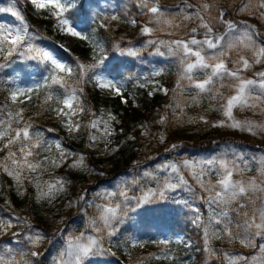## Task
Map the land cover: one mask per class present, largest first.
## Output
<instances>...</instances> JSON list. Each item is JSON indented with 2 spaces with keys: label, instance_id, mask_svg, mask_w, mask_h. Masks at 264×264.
Returning a JSON list of instances; mask_svg holds the SVG:
<instances>
[{
  "label": "snow or ice",
  "instance_id": "snow-or-ice-1",
  "mask_svg": "<svg viewBox=\"0 0 264 264\" xmlns=\"http://www.w3.org/2000/svg\"><path fill=\"white\" fill-rule=\"evenodd\" d=\"M37 11L47 10L57 21V27L61 32L77 37L81 40L91 39L78 30L71 22L67 13L75 6L76 0H29ZM137 7L145 15L149 16V21L141 28L144 35L152 36L159 30V26L164 25L169 28H179L185 22H195L196 27L190 29V34L186 39L173 41L149 40V44L164 45L168 48L172 56L179 57L181 71L176 89L179 95H183L186 88L194 90L191 95V102H198V97L209 96L219 104V111L224 117L223 120L213 127H228L240 131H246L252 135L264 133V122L252 120H238L235 112L240 110L260 109L264 112V71L254 74L253 78H248L244 74L256 65H264V43L260 42L259 33L254 26L247 21H233L226 18L224 11H218L214 18L216 25L223 28L218 32L217 27L205 18L203 13L210 16L213 3L205 0L195 14L185 13L180 23L175 19L165 15L159 0H138ZM186 8H193V5L186 4ZM0 13L10 14L18 21L16 25L0 23V59L11 61L14 56H19L26 60H34L45 65L48 76L44 83L33 87H14L9 92V100L13 105L23 104L31 100L34 93H39L41 88H51L53 85L64 89L61 96H54L49 92L44 98V105L49 106L56 117L69 134L77 133L81 130V124L75 119L82 114L84 102L77 89L69 84V78L77 75V83L88 79L94 82L95 86L101 90L115 93L120 96L124 103V86L121 82L114 81L98 73L96 70L104 64L103 58L94 64H79L76 68L62 62L52 51L38 47L34 41L39 37L30 32L25 16L13 6L0 8ZM237 14H247L258 16L264 20V0H242ZM112 20H118L116 15L111 16ZM135 24L133 19L130 21ZM155 24L157 27L150 25ZM203 29V34H200ZM171 34V33H169ZM200 36V38H197ZM94 47H99L94 44ZM159 55L160 53L157 49ZM135 50H129L128 55L135 56ZM250 54V55H249ZM233 64L229 68V63ZM8 65L0 63V70ZM92 73L91 76L88 74ZM158 70L153 73L159 76ZM227 81V83H225ZM186 82V83H185ZM153 95L156 91H162L168 95L169 90L162 86H157V81H152ZM140 87H146L141 84ZM227 87L228 95L220 89ZM82 93L83 89H79ZM187 102L181 103L174 100L170 108H174L182 115ZM25 109L17 107L7 113L8 119L0 121V153L4 156L0 158V172L11 177L17 185L18 190L24 187L25 181L34 184L37 190V199L51 201L64 190L67 181L62 178L43 181L41 177L48 167H59L57 159H50L45 156L40 159L41 152L51 151L53 144L43 140L42 133L33 132L31 120L24 116ZM95 117V113H93ZM166 117H162L160 123H164ZM200 119L207 123L204 117ZM113 121L116 117L111 113L107 116L94 118L87 127L89 128V147L94 148L98 142L109 144L110 137L115 134ZM119 123V121H116ZM163 142L164 137H160ZM173 148L176 146L173 145ZM58 159L62 162L66 153L60 143H55ZM107 150V148H106ZM231 152L233 159L228 158ZM84 156L81 155L72 164V167L84 166ZM244 161V155L235 149L229 148L221 156L209 158L199 162L185 160L182 165L176 163H165L155 172L145 171L143 178L156 183V187H146L139 189V195H129L132 186L138 185L139 180L121 181L117 185L118 191L106 194V202L96 205L97 215L89 221V227L96 233L95 236L80 233L72 235L61 233L63 244L57 254L53 257V264H86L87 258L103 251V235L111 237L115 234L113 222L119 220L127 214V210L133 207H140L144 204L154 203L159 200H167L171 197L173 203L188 205V200L177 199L181 192H192V185L186 178L184 171L187 170L191 180L204 193L199 198L206 200L209 208L207 221L202 219L199 208H192L197 213L192 223L195 227L201 228L204 242V252L208 257L223 256L224 264H264V154L259 157L252 156L250 161L257 165V175L245 178L243 168L237 161ZM183 169V170H182ZM160 172L165 173L163 177ZM102 174V173H101ZM215 175V183L211 177ZM21 194H23L21 192ZM177 194V195H173ZM120 197L119 202H114L108 197ZM81 196V200H83ZM135 201L133 206L130 202ZM19 219V218H18ZM27 223V221H25ZM11 224L0 223V232L6 231ZM31 229V225H28ZM48 239L41 233L28 235L27 240L33 247H38L42 241ZM227 239L229 241L239 240L244 248H252L258 254L251 259L247 255L219 253L212 247L213 240ZM161 244L167 241H160ZM189 246L190 245H186ZM38 251H32L31 257H39ZM160 257H157L159 259ZM165 259H173L165 256ZM0 264H32L31 261L17 259V255L11 248L0 249Z\"/></svg>",
  "mask_w": 264,
  "mask_h": 264
},
{
  "label": "trees",
  "instance_id": "trees-1",
  "mask_svg": "<svg viewBox=\"0 0 264 264\" xmlns=\"http://www.w3.org/2000/svg\"><path fill=\"white\" fill-rule=\"evenodd\" d=\"M100 1L108 9L113 10L112 15L118 16L119 19L112 20V15H103L95 17L93 21L89 22L88 17L91 8L99 4ZM187 1L190 3V0ZM210 1L217 9L228 13L232 10L229 0ZM137 4L138 0H76L75 6L67 13L68 17L80 23L82 33L89 36L93 44H98L102 51L100 55L94 56L89 52L91 47H85V45L68 52L59 50L66 64L76 68L79 64L90 65L103 58L104 64L96 70L98 73L110 74L116 80L123 82L126 87L134 85L139 88L144 81L137 71L154 65V61L155 63L158 62L160 57L154 50L156 47L146 41L149 37L157 36H145L140 33L141 28L148 23L149 16L143 14ZM161 6L165 7L166 5L162 3ZM26 16L29 28L34 34H41L43 28H46L45 26L49 27L47 20L35 13L27 12ZM133 19L136 21L135 24L130 22ZM152 27L155 28V26ZM129 50H135L138 54L135 56L128 55ZM0 63L8 65L0 70V121L8 119L7 113L17 107L25 109L24 116L26 119L30 118L33 125L32 131L42 133L43 140L53 144L51 151L41 152L39 158L43 159L47 156L50 159L56 158L57 162H60L59 167L49 166L45 174L52 173V176H58L67 181L65 184L67 193L65 190L64 196L66 198H69L70 195L75 197V200L71 197L70 201L74 200V203L78 204L79 215H82V205L79 197H77L81 190L78 184L86 182L85 172H78L77 169H72L67 164L72 159V154L65 155L62 162L58 159L52 137H58L60 140V136L63 135L64 138L61 142L66 153L67 150L70 151L69 153L82 150L89 136L90 130L87 125L91 122L96 106L108 107L113 113L119 115V123L114 124L115 152L111 156L106 155V157L96 159L93 162V159L87 162L94 168H98L103 162H106L111 168L108 171L110 175L128 173L146 166L142 163L146 159L143 151L149 152L146 162L147 165H150L158 162L164 156V158H172L174 153L172 150L177 149L197 150L202 153H211L218 147L228 145L252 149L247 141V136L236 131L209 129V131H204L193 139L192 136H188L185 130L156 127L154 120L157 119L158 109L165 106L167 96L164 97L160 93L154 94L148 100V106L145 110L139 111L135 107L121 105L117 99L110 101L109 97L98 90L95 83L88 79L77 83V75L69 78V84L77 89V95L84 102L85 111L75 118L80 121L81 130L73 134L64 133L65 127L61 120L56 117L49 106L44 105V98L49 92L59 97L64 93V89L55 85L51 88H41L39 93H34L32 99L23 104L13 105L9 100L10 90L19 82L23 83L20 87H33L44 83L48 76L46 66L19 56L12 57L11 61L0 59ZM171 73V69H167L161 77L163 84L169 91L173 84ZM88 75L91 76L92 73ZM81 88L83 89L82 93L79 91ZM157 131L165 137V144L162 146H159L155 140ZM67 141L70 143L67 144ZM173 145L176 147L165 150ZM3 156L4 153H0V158ZM169 201L159 200L144 204L134 210L128 209L127 214L117 220V224L113 225L115 234L103 242V248L106 245H112L115 250L123 253L122 259L117 260L112 255L109 258H104L103 262L105 264H224L222 255L210 258L204 252L202 230L193 225L192 220L195 218L192 216L193 212L186 207L174 210L175 205H172V208L168 207ZM15 214V211L8 210L0 201V219L8 218L10 221ZM37 220L40 225L46 224L44 218L37 217ZM204 220L206 221V218ZM158 229L166 230L168 234L167 243L161 244L156 237ZM137 234L141 240L132 245L131 240ZM177 234L182 235L181 240L176 238ZM237 241L213 240L212 247L221 254L224 252L242 254L251 259L253 250L248 251ZM185 242L190 247L186 246ZM141 245L142 248L139 249ZM165 256H171L173 259H165ZM157 257L160 258L157 259ZM38 263L48 264L47 259L43 261L41 259ZM95 264L100 263L96 262Z\"/></svg>",
  "mask_w": 264,
  "mask_h": 264
},
{
  "label": "rangeland",
  "instance_id": "rangeland-1",
  "mask_svg": "<svg viewBox=\"0 0 264 264\" xmlns=\"http://www.w3.org/2000/svg\"><path fill=\"white\" fill-rule=\"evenodd\" d=\"M220 1V0H217ZM230 9L232 10L228 13L225 12L226 18L231 19L233 21H247L250 25L254 26L255 30L260 34L258 39L260 42L264 43V20H261L258 16H249L247 14H237V9L240 7L242 0H229ZM205 0H190V3L187 0H159L160 6L164 3L166 6L162 7L165 15L172 17L175 19L176 23H180L182 16L185 13L195 14V12L200 8V5L204 3ZM208 2L212 3L210 0ZM255 2V0H253ZM190 4L193 5V8H186L185 5ZM13 6L18 9L22 15L25 16L26 22L27 20V12L35 13L39 17L47 20L46 28H43L41 34H36L39 39H36L34 43L45 50L52 51L62 62L66 63V61L62 58L59 53V50L63 51H71L75 48L80 47L81 45H85V47H91L89 52L91 54L100 55L101 49L99 47H94V44L91 40H81L77 37H73L71 35L66 34L65 32H61L57 27L56 19L50 15V12L47 10L37 11L35 7L29 2V0H0V8ZM220 9H217L213 4V8L211 10L210 16L206 13H203L201 10V14L205 15V18L217 27L218 32H222L223 28L221 26L216 25L215 17L218 14ZM113 10L108 9L106 5L100 1L99 4L93 6L91 8L90 15L88 17L89 22L93 21L95 17H100L103 15H112ZM70 22L82 32L81 24L77 23L70 19ZM88 22V24H89ZM0 23L8 24V25H16L18 21L15 20L10 14L0 13ZM29 25V23H28ZM152 26L157 27V25L153 24ZM197 24L195 22H185L179 28H169L167 26L161 25L159 26V30H157L154 35L157 37H149L146 41L148 43L149 40L156 41H173L177 39H186L190 34V29L196 27ZM30 30V28H29ZM141 31V30H140ZM200 34H203V29H200ZM30 32L33 33L32 30ZM142 34V32H140ZM171 33V34H169ZM144 35V34H142ZM148 36V35H145ZM197 38H200L198 36ZM152 46L156 47L154 50H159L160 53H164V55H159L160 60L151 65L149 68L144 70H138L137 73L141 76V79L144 81L143 84L146 87H139L131 85L126 87L125 84L119 80H115L112 75H104L105 77L112 79L114 81L121 82L124 86V98L127 100V103H124L120 96H117L115 93H110L105 90H100L104 95L108 96L110 101L117 99L119 103L123 106H131L137 108L139 111H144L148 106V100L156 93H160L162 96H167V100L165 101V106L162 109H158L157 119L154 120L156 127L162 126L164 128H171L173 130H185L188 136H192L193 139L198 135L204 133V131H209V129H214L217 131L219 129L222 130H230L236 131L240 133H244L247 136V141L252 146L251 148H247L242 146L238 148L236 146H225L218 147L211 153H202L197 150H187V149H177L174 151L172 158H162L158 162H154L153 164L147 165L146 159L149 157L147 153L143 151V155L146 158L142 163H144V167L140 168V170H134L128 173H121L118 175H110L108 171L111 169L106 162H103L98 168H94L89 165L87 162L90 159L95 161L96 159L106 157V155L111 156L116 147L114 146V136H111L110 143L105 145L104 143H99L94 147H89V139H87V143L83 146L80 151H72V159L70 161H65L72 169H77L78 172H85L86 182L78 184V187L81 188L79 197L82 207V215L78 214L80 211L78 204L74 203L75 197L70 195L69 198L64 196V190L60 192L54 199L51 201L48 200H39L37 199V190L34 184H30L27 181L24 183V187L19 189L17 185L12 180L11 177L7 176L5 173L1 172L0 176V201L2 204L10 211H15L16 214L12 216V220L9 221L8 218L0 219V223L3 224H11V227L6 231L0 232V249L11 248L14 253L17 255V259L24 261H31L32 264H39L38 262L47 259L48 264H53V257L57 254L59 249L63 244V240L61 237V233L79 235L80 233H86L87 235L95 236L96 233L93 231L91 227H89V221L91 218H94L97 215L96 205L104 204L106 202V194L112 191H118L117 185L121 183V181H133L139 180V184L132 186V190L129 192V195H139L140 188L146 187H156V183L147 178L142 177V173L145 171L155 172L159 169V167L165 163H176L178 165H182L185 160L192 162H199L209 158L221 156L225 153L226 149L232 148L238 152L243 153L244 161H237L241 168L244 167L245 164L248 165L247 169L244 171V177H252L257 175V165L255 162L249 160L250 157L264 154V133H257L256 135H252L246 131H240L228 127H213V124L218 123L223 120L224 117L222 113L219 111V104L217 101L212 100L207 95H202L198 97V102H191V95L194 94V90L190 88H186L183 95H179L176 89L177 82L179 80V75L181 71V65L179 61V57L172 56L169 53V50L166 46L157 44H152ZM250 55V54H249ZM102 56V55H101ZM171 56V57H170ZM170 57V58H169ZM229 68L233 67V64L229 63ZM167 69H171L173 84L172 88L168 92V95H165L162 91H156L153 95H149V92H153V83L152 81H157V86H162L163 88H167L161 77L164 75ZM160 71L161 74L159 76H154L153 73L156 71ZM259 71H264V65H256L249 71H247L244 75L248 78H253L254 74ZM186 83V82H185ZM227 83V81L225 82ZM22 85V83H19ZM16 87V86H15ZM14 88V87H13ZM12 88V89H13ZM168 89V88H167ZM220 91L224 92L225 95L230 94L229 89L227 87L220 89ZM174 100H178L181 103L187 102L184 107L183 114L181 115L178 110L174 108H170L169 105L174 104ZM95 117L93 116L91 121L94 118H98L100 116H107L108 113H111L116 117V121L119 119V115L113 113V111L108 107H98L96 106ZM236 118L238 120H252L256 122H264V112L260 109L252 110H243L235 112ZM162 117H166L164 123H160ZM200 117H204L207 120V123H204ZM116 121H113L114 124H117ZM150 127V125H149ZM64 133H68L66 129L63 131ZM155 134V140L158 142L159 146L165 144V137L163 134H160L159 131ZM163 136L164 140L161 142L160 137ZM63 135L60 136V140L58 137L53 136L52 140L55 143H60L62 146ZM67 144L70 142L67 141ZM254 147V148H253ZM107 148V150H106ZM172 149V146L167 147L165 150ZM184 150V151H183ZM70 151L67 150V153ZM84 156V166L79 168L72 167L74 161L78 159L79 156ZM228 158L233 159L234 157L231 155V152L228 153ZM56 159V158H55ZM58 161V160H57ZM152 161V160H150ZM60 164V162H58ZM183 170V169H182ZM186 178L189 179L192 185V192H181L177 195V199L188 200L191 207L183 204L173 203L171 197L164 201H169L168 207L172 208V205H175L174 210L188 208L189 211H192V208H199L200 215L202 219L207 218L210 214L208 204L206 200H202L199 197L203 196L204 193L201 189L196 185L194 181L191 180V177L187 170H183ZM102 173V174H101ZM160 176L166 175L163 172L159 173ZM61 177H54L52 173L46 175L45 173L41 177L43 181L55 180ZM215 175L211 177L212 183H215ZM66 181V180H65ZM21 192L23 194H21ZM67 193V190H66ZM81 196H83V200H81ZM71 197L72 201L71 200ZM108 199H112L114 202H119L120 197H108ZM16 203V204H15ZM133 206L135 205V201L130 202ZM129 209H137V207L129 208ZM173 212V210L171 209ZM192 216H196L197 213L192 211ZM37 217H41L46 219L45 225H40L38 223ZM19 218V219H18ZM27 221V223H25ZM117 224V221L113 222V225ZM28 225H31V229H29ZM36 233H41L45 235L48 239H45L41 242L38 247H33L29 244L27 240L28 235H35ZM103 241H106L110 237L107 236L106 233H102ZM106 237V238H105ZM156 237L160 241H166L168 239V234L164 229H158L156 231ZM176 238L178 240L182 239L181 234H177ZM139 234L133 237L131 240V244L135 245L138 243ZM238 240V239H237ZM239 243V240L237 241ZM258 243H264V241H259ZM104 244V243H103ZM240 244V243H239ZM185 245H188L185 242ZM142 248V245L139 246V249ZM248 251L253 250L251 253L252 257L256 256L258 253L252 248H246ZM104 251L97 253L96 255H92L87 258L86 263L95 264L99 262L100 264H105L103 262L104 258H109L112 255L116 257L117 260L122 259L123 253L118 252L113 248L112 245H106L103 248ZM32 251H38L40 253L39 257H31ZM128 259V258H127Z\"/></svg>",
  "mask_w": 264,
  "mask_h": 264
}]
</instances>
